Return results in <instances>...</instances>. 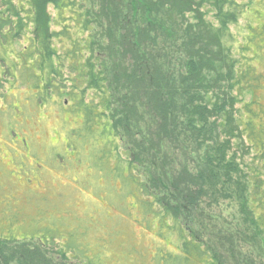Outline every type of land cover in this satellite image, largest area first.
Wrapping results in <instances>:
<instances>
[{
	"label": "trees",
	"instance_id": "1",
	"mask_svg": "<svg viewBox=\"0 0 264 264\" xmlns=\"http://www.w3.org/2000/svg\"><path fill=\"white\" fill-rule=\"evenodd\" d=\"M263 4L0 0V106L25 88L74 116L64 166L88 162L87 181L106 179V206L127 218L94 237L85 212L46 214L58 206L5 185L15 201L0 202V264H223L189 224L203 198L237 197L264 234ZM136 224L156 226L154 250Z\"/></svg>",
	"mask_w": 264,
	"mask_h": 264
},
{
	"label": "rangeland",
	"instance_id": "2",
	"mask_svg": "<svg viewBox=\"0 0 264 264\" xmlns=\"http://www.w3.org/2000/svg\"><path fill=\"white\" fill-rule=\"evenodd\" d=\"M241 24L245 22L241 20ZM233 28L236 32L237 28ZM258 66L264 69V63L258 62ZM10 92L8 101L0 106V202L10 197L15 201L12 192L24 199L31 196L44 197L49 203L58 206L55 211L49 208L46 214H61L63 210L72 207L75 213L85 212L92 219L94 225L90 231L94 237L102 234L99 230L95 231L96 224L102 225L104 232L113 228L111 217L125 223L127 218L117 212V207L112 205V213L106 206L109 198L104 186L106 179L99 177L92 183L87 181L91 177L88 162L84 160L81 167H77L76 163L73 167L70 164L64 166L59 154L62 143L67 144V129L78 124L74 122L75 117L68 113L60 114V107L52 104L46 108L38 107L26 97L28 93L25 88H13ZM249 98L251 94L246 96V99ZM14 107L21 112L15 113ZM68 158L71 163L75 160L69 153ZM5 185L11 188V192ZM27 210L32 211L30 208ZM27 210L23 209L24 215ZM188 212L191 217L190 226L220 256L223 264H264V234L246 221V214L242 212L237 197L218 201L203 198L194 207H189ZM155 227L147 229L145 225H135L134 236L144 249L154 250L155 243H160L154 239ZM116 241L117 238L115 244ZM90 242L96 245L95 240L90 239ZM123 253L121 250L119 255ZM49 254L52 255L50 251ZM57 260L74 264V261L59 257ZM104 260H111L107 248ZM128 260L141 262L136 255Z\"/></svg>",
	"mask_w": 264,
	"mask_h": 264
}]
</instances>
